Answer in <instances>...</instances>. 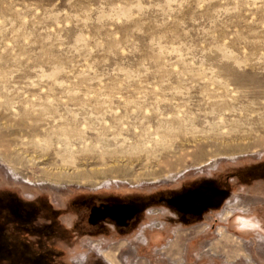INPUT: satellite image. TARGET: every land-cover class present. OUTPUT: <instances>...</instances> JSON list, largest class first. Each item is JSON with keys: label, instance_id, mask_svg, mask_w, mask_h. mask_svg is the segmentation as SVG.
<instances>
[{"label": "rangeland", "instance_id": "374dc122", "mask_svg": "<svg viewBox=\"0 0 264 264\" xmlns=\"http://www.w3.org/2000/svg\"><path fill=\"white\" fill-rule=\"evenodd\" d=\"M0 264H264V0H0Z\"/></svg>", "mask_w": 264, "mask_h": 264}]
</instances>
